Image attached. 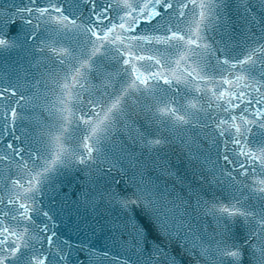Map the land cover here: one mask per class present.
Listing matches in <instances>:
<instances>
[{
    "label": "snow or ice",
    "instance_id": "1",
    "mask_svg": "<svg viewBox=\"0 0 264 264\" xmlns=\"http://www.w3.org/2000/svg\"><path fill=\"white\" fill-rule=\"evenodd\" d=\"M235 2L236 19L231 20L226 10H230L232 0H0V264H67L65 248L73 245L68 241L61 245L52 230L54 225L47 222L52 219L51 209L35 207L40 203L37 197L70 164L91 168L106 162L101 145L120 127L135 131L130 138L149 152L180 140L194 175L199 166L202 182L218 185L227 178V198L213 194L207 200L190 187L185 195L174 185L146 179L141 172L138 178L133 177L130 194L121 196L109 190L100 197L125 212L139 209L164 243L149 240L148 229L135 216L116 218L109 222V229L126 254L113 256L82 241L76 247L89 261L177 264L170 251L175 243L194 264H264V140L257 143L254 139L264 135L260 131L264 130V0L256 5L250 0ZM81 5L87 6L86 15L79 11ZM230 23L240 28L243 37L238 54L222 48L213 50L209 44V40L216 43L209 33L226 29ZM53 36L61 39L54 40ZM65 40L75 41L79 51L65 46ZM25 47L34 56L52 53L64 67L40 73L37 78L21 65L5 75V65L12 66L10 54ZM215 51L222 53L215 64L201 62L209 52L215 56ZM125 56L128 58L119 61L124 78H106L100 95L85 99L88 73L99 71L109 57ZM145 60L149 63L139 67L148 73L147 78L136 65V61ZM31 66L39 69L40 59ZM165 69L175 75L165 76ZM21 72L32 79L25 80ZM46 77L59 89L61 123L55 131L44 134L46 139L33 141L40 145L34 148L29 144L32 134L25 131L22 122L25 109L35 107L41 98V84L46 94ZM160 79L169 85L164 91L179 92L175 84L183 83L186 102L179 103L174 97L159 99L150 126L143 131L133 129L128 119L129 109L137 104L135 94L153 95V84L147 82ZM141 85L146 87L141 89ZM29 88L36 91L25 95ZM192 92L200 95L187 99ZM81 124L85 126L82 129ZM70 125L80 131L79 143L86 151L80 152L78 144L69 143L75 139ZM151 125L163 126L173 139L162 136L159 126L153 130ZM202 138L209 140L215 159L203 149ZM217 168L222 176H217ZM128 187L125 183L123 191ZM96 202L94 197L85 200L86 206L93 208ZM41 215L47 219L37 223L36 217ZM206 217L212 218L214 227ZM236 226L240 232L234 230ZM84 227L96 230L91 223ZM125 235L128 240L121 239Z\"/></svg>",
    "mask_w": 264,
    "mask_h": 264
},
{
    "label": "water",
    "instance_id": "2",
    "mask_svg": "<svg viewBox=\"0 0 264 264\" xmlns=\"http://www.w3.org/2000/svg\"><path fill=\"white\" fill-rule=\"evenodd\" d=\"M7 2V0H5ZM250 3L256 5L258 0H250ZM87 6L81 5L79 11H84L86 15ZM231 20L236 19V2L232 0L230 10ZM242 23V21H237ZM145 25L141 23L140 28ZM140 29L138 28L137 31ZM47 35V34H45ZM209 36H213L216 43L209 40V44L212 49L222 48L230 54H238L243 47V37L238 26H229L224 29L222 28L219 32L209 33ZM52 39L60 40L61 37L53 36ZM32 41L29 40V44ZM65 46L71 45L75 48L76 52L79 48L76 46L75 41L65 40L63 42ZM248 43H251L249 41ZM156 47L162 48V45H157ZM194 47V46H193ZM199 51V49H197ZM112 56H116L115 53ZM216 57L222 58V53L220 51H215V56L211 52L207 53L204 57L200 58L202 63L211 62L215 64ZM128 57H118L113 59L109 57L103 60L99 71L93 69L87 75V82L85 83V88L88 90L83 93L84 98L87 99L89 96L95 99L103 91V86L107 83L108 77H113L116 80H121L124 78L123 68L119 62L122 59ZM35 59H40L41 66L37 69L31 66L35 63ZM101 59V57H97ZM193 60L198 59L197 57H192ZM191 62V61H190ZM149 63L145 61H136L137 69L144 72V77H148V73L139 67V65ZM183 63V62H181ZM5 65V75L13 73V67L20 69L23 65L24 69H27L28 73H35L36 77L39 78L40 73H47L51 69L55 68L57 70L64 66H60L57 61L54 60L52 53L36 54L35 56L31 50L27 47L23 49H17L10 54V61ZM194 66V65H193ZM125 68L129 67L127 65L123 66ZM159 67V65L157 66ZM61 76L63 72L59 73ZM136 73H133V77ZM25 80H31V75H25L21 72ZM164 75L174 76V73H169L167 69L164 70ZM48 85V90L45 94L44 85L41 84V98L35 102L36 106H28L25 109V120L22 122L25 131L32 134L33 140L29 141L32 147H39L38 143H34L35 140L46 139L44 135L49 130L55 131V126H58L61 121L58 119L60 113L58 108L63 107L57 102V97L59 96V89L56 87L53 79L45 78ZM147 83L153 84L152 92L153 95H147V93L135 94L138 97L137 104L129 109L130 119L128 123L132 125L133 129H139L143 131L145 128L149 127V121L156 110L157 101L165 97H174V100L179 103L186 102L185 89L183 83L175 84V88L179 89V92L174 90L164 91L169 89V85L164 84L163 80L160 79L158 82L148 81ZM146 85H141V89H144ZM224 87H230L229 85H224ZM35 88H29L25 95H31L35 92ZM111 91V89H109ZM193 95H200L198 93L192 92L188 94L187 99H191ZM106 98V97H105ZM203 103V99H201ZM147 106V107H146ZM175 106V104L173 105ZM151 109V110H149ZM19 110V109H18ZM237 111H239L237 109ZM127 119V118H126ZM77 123H79L77 121ZM159 126L161 128L160 134L162 136L173 139L170 133L163 128L161 125H151L153 130ZM84 125H80V128H84ZM256 131V129H253ZM70 131L75 138L69 143L78 144V151H86L84 144L79 143L80 131H78L75 125H70ZM205 132H211V129H204ZM264 133V130H260ZM136 132H129L128 129L120 127L112 139L108 142L102 143L101 147L107 156V161L103 164L92 165L91 168H86L84 165L79 163H72L68 168L61 169V174L56 176L50 185H45L43 195L37 197L38 203L35 207H39L44 211H49V215L52 217L51 221H47L52 230L55 231L56 237L59 238L61 245L63 241H68L73 245L71 249L65 248V252L68 255L67 264H100L99 261H89L88 256L84 251H80L76 245H79L82 241L88 243L89 247L99 249L100 251L108 250L113 256H123L126 254L125 249H122L117 241L113 239L112 232L109 229V222L113 219L119 218L120 220L127 219L128 216H135L137 219L144 224L148 229L149 240L155 239L158 243H164L163 238H157L155 232L151 225L147 223L146 220L140 214L139 209L133 207L129 211H122L120 206L115 203H109L106 198L102 199L100 194L102 192H107L109 190L119 193L121 196L128 195L133 190L132 179L133 177H139V174L143 172L146 179H151L156 181L161 185H167L169 187L175 186L177 192L183 191L187 195L189 187L194 193H199L204 199L211 200L213 194L219 199L227 198V178H225L224 184L218 185H208L201 181L199 176V166L196 168L197 175L193 174V166L187 158L186 151L181 147L180 140H173L171 143L165 144L163 147H158L153 151L149 152L147 149H143L139 142H134L130 136H135ZM250 140L253 137H249ZM257 143L264 140V135H257L255 138ZM201 144L206 153H210L211 157L215 159V150L211 147L209 140L201 139ZM96 153L93 152V156ZM91 163V162H89ZM223 165L224 162L220 160L218 162ZM115 165L109 172L110 167ZM230 167V166H229ZM100 169H103L101 171ZM13 172L16 170H12ZM208 172L205 170V175ZM217 176H222V172L219 168L216 169ZM11 175V172L9 173ZM116 180H120V183H115ZM127 183L129 185L128 191L124 192V185ZM87 192L89 195L85 197L83 193ZM96 199L95 208L91 206H86L85 200L90 198ZM194 202V201H193ZM47 218L42 215L36 217V222L41 223ZM206 219L213 227L214 222L211 217H206ZM86 223H91L96 226L95 232L92 228H85ZM211 231V228L209 229ZM235 231L240 232L239 226H236ZM44 235V234H42ZM123 240H128L127 235L121 237ZM46 247V245H45ZM171 253L176 257L177 264H194L191 256L184 253L177 244L172 243L170 245ZM64 264V262H61Z\"/></svg>",
    "mask_w": 264,
    "mask_h": 264
}]
</instances>
